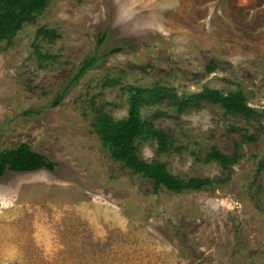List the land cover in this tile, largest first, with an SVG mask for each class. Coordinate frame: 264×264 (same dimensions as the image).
Masks as SVG:
<instances>
[{"label":"rangeland","instance_id":"obj_1","mask_svg":"<svg viewBox=\"0 0 264 264\" xmlns=\"http://www.w3.org/2000/svg\"><path fill=\"white\" fill-rule=\"evenodd\" d=\"M157 86L169 92L141 118L174 149L137 141L138 154L212 180L203 191H155L93 132L98 110L127 117L128 88ZM205 89L255 113L172 105ZM22 143L57 167L0 179V264H264V0H50L0 42V151ZM212 148L237 162H207Z\"/></svg>","mask_w":264,"mask_h":264},{"label":"trees","instance_id":"obj_2","mask_svg":"<svg viewBox=\"0 0 264 264\" xmlns=\"http://www.w3.org/2000/svg\"><path fill=\"white\" fill-rule=\"evenodd\" d=\"M49 2L50 0H0V42L11 41L25 24L34 21L47 8ZM36 36L50 40L58 38L55 30L46 28H38ZM102 39H99L98 45L102 44ZM119 51L112 49L109 55ZM38 55L41 58H50L41 52H38ZM96 62L95 56L85 59L74 80L77 81ZM168 92L159 86L152 89L128 88L127 117L116 120L104 110H98L92 125L93 132L114 162L122 164L133 175H141L151 181L155 191L160 188L177 194L203 191L214 182L208 178H178L167 170L164 163L146 162L138 154L137 141H154L159 153H167L174 149L172 139L164 131L141 118L144 106L159 104L161 97ZM63 96L64 94L58 95L52 106H57ZM170 96L172 105L176 107L178 113H182L191 105L197 107L201 102L217 104L226 113L240 115L245 119H249L255 113L240 92L223 95L216 90L205 89L182 100H178L174 94L171 95V92ZM206 161L216 162L222 168H227L235 164L237 158L228 157L218 149L212 148L206 156ZM56 167L54 162L48 161L25 143L14 149L0 151V179L7 173H32L39 170L54 172Z\"/></svg>","mask_w":264,"mask_h":264},{"label":"clouds","instance_id":"obj_3","mask_svg":"<svg viewBox=\"0 0 264 264\" xmlns=\"http://www.w3.org/2000/svg\"><path fill=\"white\" fill-rule=\"evenodd\" d=\"M120 22V18L119 17H117V23H119Z\"/></svg>","mask_w":264,"mask_h":264}]
</instances>
